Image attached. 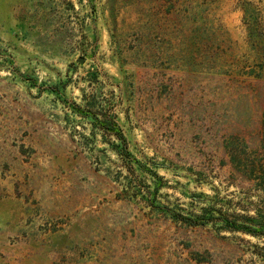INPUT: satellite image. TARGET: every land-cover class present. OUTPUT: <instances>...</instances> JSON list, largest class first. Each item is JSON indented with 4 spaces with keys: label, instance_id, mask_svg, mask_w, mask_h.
I'll use <instances>...</instances> for the list:
<instances>
[{
    "label": "rangeland",
    "instance_id": "374dc122",
    "mask_svg": "<svg viewBox=\"0 0 264 264\" xmlns=\"http://www.w3.org/2000/svg\"><path fill=\"white\" fill-rule=\"evenodd\" d=\"M0 264H264V0H0Z\"/></svg>",
    "mask_w": 264,
    "mask_h": 264
},
{
    "label": "trees",
    "instance_id": "16d2710c",
    "mask_svg": "<svg viewBox=\"0 0 264 264\" xmlns=\"http://www.w3.org/2000/svg\"><path fill=\"white\" fill-rule=\"evenodd\" d=\"M55 94L57 95L58 91L54 90ZM84 117L87 118H91L94 122V120L97 122L98 128L100 130H102L103 133L105 134H111V135H115L119 140L122 141V143L120 144V149L121 151L127 156L129 157L130 154L126 152L125 146H124V142L125 139L121 133V130L119 129L118 125L114 122H112L110 119H106V117L102 118V119H98L97 117H95L94 115H90L88 113L86 114H82ZM224 223L223 227L232 231H240V232H244L247 234H251V235H258L261 231H255L252 230L251 227L249 225H244L243 223L237 224L235 221H229L227 219H221ZM246 221L248 222V224H259L262 225L261 222L253 220V219H246Z\"/></svg>",
    "mask_w": 264,
    "mask_h": 264
}]
</instances>
